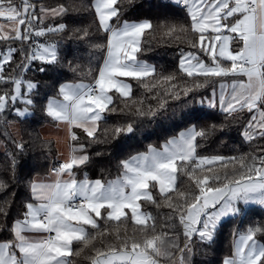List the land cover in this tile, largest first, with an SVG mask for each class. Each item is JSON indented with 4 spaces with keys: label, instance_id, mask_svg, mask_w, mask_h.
<instances>
[{
    "label": "snow or ice",
    "instance_id": "6c2138e0",
    "mask_svg": "<svg viewBox=\"0 0 264 264\" xmlns=\"http://www.w3.org/2000/svg\"><path fill=\"white\" fill-rule=\"evenodd\" d=\"M133 3L91 0L83 6L93 13L97 33L103 34L102 43L90 46L89 64L96 53L101 63L81 69L68 61L74 73L90 81L62 83L56 97L47 100L46 116L67 128L73 145L68 157L46 176L28 182L22 217L11 225L12 238L0 241V264H77L85 250L88 264H192L194 240L212 245L223 223L241 215V205L264 208V147L238 156L202 155L198 149L218 130L215 124H191L159 145L130 154L118 162L114 179H91L87 173L77 178L91 160V144L107 142L109 133L115 139L135 132L134 120L101 129L109 115L156 114L143 98L134 96L132 81L153 98L167 85L164 95L173 99L191 93L193 103L218 109L227 117L250 113L243 139L250 143L264 139V0H170L186 13L187 23L164 25L166 34L179 40L190 33V47L197 50L182 49L178 61V70L192 78L191 86H181L174 73H158L155 65L139 58L146 32L155 27L151 20L124 18ZM71 10L62 4L37 9L32 0L19 4L0 0V18L9 22L7 28L0 23V40L21 44L0 52V84L13 86L11 94L0 93V114L14 110L17 118L31 115L38 85L22 74L34 61L63 63L59 42L36 38L64 33L65 23L44 25V20ZM77 32L81 39L89 36L86 28ZM17 53H23L20 74L6 76V66ZM25 85L27 94L22 91ZM209 86L208 94L197 99L195 94ZM20 102L22 108L12 107ZM165 104L161 97L158 107ZM76 130L88 144L81 142ZM16 148L23 152L24 144ZM9 155L14 176L16 160ZM217 167L222 171H214ZM6 186L0 179V190ZM9 204L10 199L0 203V216H7ZM162 206L169 209L162 220L148 210ZM232 237V254L222 264H264V224L233 228Z\"/></svg>",
    "mask_w": 264,
    "mask_h": 264
},
{
    "label": "trees",
    "instance_id": "16d2710c",
    "mask_svg": "<svg viewBox=\"0 0 264 264\" xmlns=\"http://www.w3.org/2000/svg\"><path fill=\"white\" fill-rule=\"evenodd\" d=\"M17 4L20 0H15ZM91 0H32L39 9L57 8L64 5L73 9L63 17L48 18L44 20V25L65 23L68 27L64 33L39 37L41 40L57 41L61 48V57L63 63L60 65H41L40 61H34L31 70L23 73L26 80H31L38 85L36 91L32 94L37 101L34 109H31V115L27 118H17L14 110L6 111L0 114V140L4 143V148L0 149V179L4 180L6 187L0 190V203L10 199L7 208V216H0V241L12 238L10 231L11 225L16 219L22 217L24 203L29 197L28 182L38 174H43L56 164L55 154L56 146L52 138L44 137L40 128L43 124L51 121L44 112L46 101L51 96H56L59 85L66 81H90V77L82 73H74L68 66V61L73 64H79L81 69L88 67L96 68L101 63V55L96 53V59L89 64V51L93 43H102L103 34L97 33L96 25L93 23L95 17L92 12L85 11L83 6L88 5ZM125 19L151 20L155 31L146 32L142 41V52L139 58L157 67L158 73L168 75L174 73L181 86H191L192 78L186 77L178 70V61L181 50H192L190 45L193 37L190 33L182 35L179 40L166 34L164 25L175 23L177 25L186 24V13L181 9L174 7L171 3H161L159 0H134V3L128 7L124 16ZM87 29L89 36L81 39L77 29ZM21 47L19 41L0 40V50L7 47ZM26 48L27 45H24ZM233 47H236L233 44ZM23 53L14 54L10 65L6 66V76H17L20 74L18 65L22 62ZM45 67L44 72L38 71L39 67ZM133 84V94L137 99L143 98L145 105H151L155 111L154 116H126L121 112L109 115L106 123H101V129L111 128L117 124H123L128 120H134L135 132L129 136H120L112 139L110 133L107 142L91 144L88 147V154L91 157L89 164L79 170L81 177L87 173L89 178H99L110 180L116 177L118 173V162L130 154L138 151H144L149 144L159 145L164 139L170 137L183 128L196 124L199 127L217 125L218 130L210 135L202 143L198 152L202 155H223L225 157L238 156L242 153L258 152L259 148L264 147V139L247 142L243 139L241 132L244 124L250 118V113H241L238 118L227 117L218 109H209L198 103L192 102V95L179 99H173L164 95V85L159 89V96L153 98V93L146 92L143 86L135 81ZM13 86L9 84H0V93L8 91L10 94ZM209 88L201 89L196 93L197 99L207 95ZM156 91V90H154ZM166 100L164 108L158 107L160 98ZM22 102L14 107H22ZM122 107V105H118ZM134 111V110H133ZM223 125L221 128L220 126ZM81 135L79 130H76ZM104 139V137H101ZM81 142L88 144V141L81 135ZM23 143L24 151L20 152L16 144ZM96 153H99L97 155ZM11 156L15 157V174L10 168ZM214 171H222L219 167ZM158 219L165 218L169 209L161 207L156 209L149 207ZM264 224V208L259 205L249 206L242 209V213L235 219L226 220L220 228L215 242L212 245L193 242L192 264H222L224 257L232 254V230L245 229L253 223ZM131 232V225L128 227ZM181 239H183L181 237ZM88 252L85 250L81 257L77 258V264H88L84 256Z\"/></svg>",
    "mask_w": 264,
    "mask_h": 264
},
{
    "label": "crops",
    "instance_id": "0c3cea01",
    "mask_svg": "<svg viewBox=\"0 0 264 264\" xmlns=\"http://www.w3.org/2000/svg\"><path fill=\"white\" fill-rule=\"evenodd\" d=\"M140 20H145V19H140ZM144 61H146V60H144ZM66 82H77V81H66ZM63 83H65V82H63ZM54 97H56V96H51L49 98H54ZM46 104H47V101H46ZM40 132L44 137L52 138L54 140L55 146H56V154H55L56 162L63 161L65 158L68 157V155L70 153V149L73 145V142L70 141V139L68 137L67 128L64 125H62V124L58 125L56 122L51 120V121H49V122H47L41 126ZM47 174H48V172L43 173V174H38V175L42 177V176H46ZM38 175H36L35 177H37ZM77 178L80 179V178H82V176L81 177L78 176ZM114 178H116V177H114ZM114 178H112V179H114ZM91 179H95V178H91ZM249 206H252V205H248V206L243 205L241 208L243 209V208H246ZM32 235H37V234H32Z\"/></svg>",
    "mask_w": 264,
    "mask_h": 264
},
{
    "label": "rangeland",
    "instance_id": "374dc122",
    "mask_svg": "<svg viewBox=\"0 0 264 264\" xmlns=\"http://www.w3.org/2000/svg\"><path fill=\"white\" fill-rule=\"evenodd\" d=\"M0 23L4 24V25L6 26V28H7L9 22L2 18V21H1ZM36 39H37L38 42H51V41H47V40H41L40 38H36ZM5 50H6V49H5ZM5 50H0V52H3V51H5ZM34 83H35V82H34ZM22 91H24L25 94H27L26 85L24 86V88L22 89ZM22 107H23V106H22ZM22 107H21V108H22ZM250 116H251V115H250ZM3 148H4V143H3L2 140H0V149H3ZM242 206H243V205H241V207H242ZM252 206H254V205H252Z\"/></svg>",
    "mask_w": 264,
    "mask_h": 264
},
{
    "label": "built area",
    "instance_id": "2783aa9c",
    "mask_svg": "<svg viewBox=\"0 0 264 264\" xmlns=\"http://www.w3.org/2000/svg\"><path fill=\"white\" fill-rule=\"evenodd\" d=\"M161 3H170V0H159ZM2 21V18H0V22Z\"/></svg>",
    "mask_w": 264,
    "mask_h": 264
}]
</instances>
